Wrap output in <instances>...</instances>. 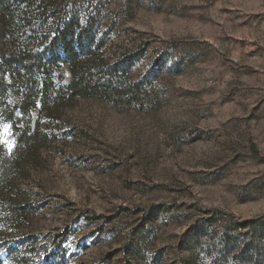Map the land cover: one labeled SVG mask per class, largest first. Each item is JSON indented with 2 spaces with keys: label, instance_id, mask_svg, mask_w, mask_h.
I'll list each match as a JSON object with an SVG mask.
<instances>
[{
  "label": "rangeland",
  "instance_id": "rangeland-1",
  "mask_svg": "<svg viewBox=\"0 0 264 264\" xmlns=\"http://www.w3.org/2000/svg\"><path fill=\"white\" fill-rule=\"evenodd\" d=\"M30 48L118 97L42 121L0 204L4 264H264V0H11ZM64 67L67 65L64 63ZM7 152L15 139L0 126ZM2 199V201H1Z\"/></svg>",
  "mask_w": 264,
  "mask_h": 264
},
{
  "label": "trees",
  "instance_id": "trees-1",
  "mask_svg": "<svg viewBox=\"0 0 264 264\" xmlns=\"http://www.w3.org/2000/svg\"><path fill=\"white\" fill-rule=\"evenodd\" d=\"M10 3L0 0V126L10 125L15 146L7 152L0 140V189L7 185L22 151L45 144L42 121L65 102L93 94L118 97L135 90L117 80L113 71L81 62L71 48L63 49L64 58L52 48H30L27 42L34 27L26 14L15 22ZM10 207L0 204V222L15 217Z\"/></svg>",
  "mask_w": 264,
  "mask_h": 264
}]
</instances>
